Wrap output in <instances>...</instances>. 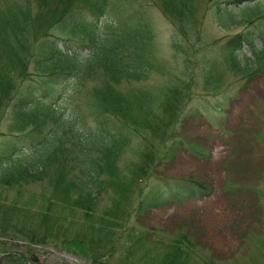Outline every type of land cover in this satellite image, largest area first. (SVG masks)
Returning <instances> with one entry per match:
<instances>
[{
    "label": "trees",
    "instance_id": "1",
    "mask_svg": "<svg viewBox=\"0 0 264 264\" xmlns=\"http://www.w3.org/2000/svg\"><path fill=\"white\" fill-rule=\"evenodd\" d=\"M31 1L45 11L39 23L35 24L27 5L0 12V120L6 110L12 113L6 132L0 131V136L11 135L9 141L3 140L6 142L0 144L3 146L0 147V186L13 189L41 180L50 166L58 167V173L52 177L47 194L41 197L30 196L23 200L22 196H16L9 202L0 200V236L10 234L25 238L30 244H44L50 237L65 234L57 219V214L64 215L56 211L57 205L68 203L72 208L83 210L86 218L90 217L101 193L112 186L113 195L102 212L104 217L98 222L99 228H93L90 237L76 234V239L91 249L94 262L107 264L109 258L118 253L119 264H212L199 258L194 243L184 234L159 245L143 235L133 237L128 233L131 237L124 238L115 230L125 225L126 212L121 205L129 196V189L142 177V171L147 175L155 174L156 166L162 160L172 159L178 151L206 157L201 145L175 133L182 117L179 105L191 82L189 76L161 86L156 96L160 103L155 106L151 103L148 107L139 99V92L125 94L110 86L147 78L151 64L146 58L141 59L144 55L141 53L146 52L148 39L144 36L135 41L122 38L113 30L116 23L103 34L97 25L99 17L117 10V5L131 6L133 0ZM199 1L155 0L153 5L178 32L186 35L187 25L195 20ZM243 1L231 0L218 8L226 13L230 4L242 7ZM137 5L138 12L130 11L126 18L148 27L146 19L141 17V4ZM255 18L264 21V13ZM55 25L65 29L69 26V31L64 30L65 36L50 32ZM252 35L251 31L240 32L225 44L228 50L225 62L232 70L240 65L235 53L245 44L256 58H264V47L258 49ZM129 43L133 46L131 50ZM84 45L88 49L86 54L75 49ZM131 54L138 58L130 59ZM93 74L101 77V83L94 85L90 94L95 116L93 127L87 125L84 113L78 109L65 113L45 101L52 98L57 85L73 79V96L79 95L82 84ZM124 147L136 149L140 158L133 165L132 176L124 173L125 165L120 164L119 156ZM8 150L11 152L7 153ZM71 170L77 173L68 178ZM210 193L208 185L196 179L168 182L156 179L154 185L140 195L137 211L172 201L170 196L204 198ZM34 202L37 203L35 208L32 207ZM4 248L5 245L1 250Z\"/></svg>",
    "mask_w": 264,
    "mask_h": 264
},
{
    "label": "rangeland",
    "instance_id": "2",
    "mask_svg": "<svg viewBox=\"0 0 264 264\" xmlns=\"http://www.w3.org/2000/svg\"><path fill=\"white\" fill-rule=\"evenodd\" d=\"M230 1L200 0L195 20L187 25L186 35L178 32L153 5L155 0H133V5L126 8L117 5V10L98 18L97 25L103 34L116 23L113 30L122 38L135 41L144 36L149 41L146 52L141 53L144 54L141 59L146 58L151 64L147 78L110 84L116 90L125 94L139 92V99L150 107L151 103L152 106L160 103L156 96L161 86L189 76L191 82L179 105L182 117L180 115L175 133L198 143L206 152V157H197L188 151H178L172 159L162 160L155 174L147 175L142 171V177L129 189V196L121 205L126 212L125 225L115 230L124 238L130 236L128 233L133 237L143 235L159 245L184 234L194 243L199 258L212 264H264V58H256L245 44L235 53L240 64L236 70L225 62L228 56L225 44L237 33L253 32L258 49L264 47L261 46L264 45V21L255 18L264 13V0H244L242 7L230 4L226 13L218 8ZM138 3L148 27L126 18L130 11L138 12ZM26 5L30 7L35 24L39 23L45 11L31 0H0V12ZM64 30L69 31V26L65 29L55 25L50 32L65 36ZM129 44L131 50L133 46ZM86 46L75 49L86 54ZM135 58L138 56L131 54L130 59ZM258 66L261 67L256 69ZM100 83L101 77L93 74L82 84L80 94L73 96L75 82L68 80L57 85L52 98L45 101L65 113L78 109L84 113L87 125L93 127L95 116L90 94L93 86ZM3 115L0 131L5 133L12 113L6 110ZM10 137L8 133L1 135L0 144ZM119 158L121 167L125 165L124 173L134 175L133 165L140 160L136 149L124 147ZM57 168L50 166L41 180L13 189L0 186V200L9 202L16 196L26 200L30 196L47 194L52 177L58 173ZM76 173L71 170L68 178ZM181 178L202 181L211 189L210 195L183 199L170 196L172 201L137 211L141 194L147 192L156 179L168 182ZM111 187L101 193L90 217L86 218L83 210L72 208L68 203L57 205L56 211L64 215L57 214V219L65 234L50 237L44 244H30L25 238L10 234L0 236V264H100L93 261L91 249L86 248L85 242L78 241L76 234L90 237L93 235L90 231L99 228L98 222L104 217L102 212L113 195ZM36 204L34 202L32 207ZM4 245L6 248L1 250ZM119 255L114 254L108 263L119 264Z\"/></svg>",
    "mask_w": 264,
    "mask_h": 264
}]
</instances>
